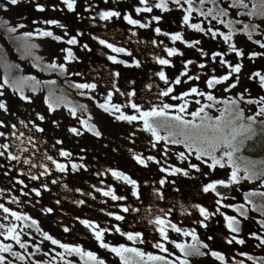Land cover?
<instances>
[{
  "label": "flooded vegetation",
  "instance_id": "1",
  "mask_svg": "<svg viewBox=\"0 0 264 264\" xmlns=\"http://www.w3.org/2000/svg\"><path fill=\"white\" fill-rule=\"evenodd\" d=\"M159 2L160 0H148V5L153 6L152 11L142 12L139 15L135 12L136 7H143L139 4V0H108L107 3H105V0H76L75 10L72 12L67 10L61 0H19L17 5H8L7 11L0 8V62L5 66L9 63H12V65L16 63V67L22 70L21 72H12L11 77L0 73V85L3 86L0 87V91L4 93L3 96H0V99L4 100L8 107L7 113L0 110V121L4 122L5 128L10 133L6 134L7 138L0 137V139L12 141L13 136L11 133L13 131H16L18 135L19 129L22 132L31 129V133L43 141L56 142L61 140L66 145L68 152L74 154L76 158L80 157L79 161L81 163H77V165H83V167L73 171L71 167L73 156L71 155V157H64L62 163L66 165V171L60 173L84 176L88 182L77 184L79 188L82 186L92 188L100 185L99 175L104 173L102 191L112 189L116 195L126 197L125 200L113 201L111 197L102 194L103 197L100 201L102 219L99 227L108 229L104 238L105 242L109 244L124 243L132 246L126 238L115 233L113 227L117 225L126 231L125 226L128 221L126 219L116 221L114 216L107 215V213L120 215L119 207L131 206L139 209L137 213H148V215H144L143 218L137 220L144 228L140 232L144 234L147 241L155 242L159 239V234L155 232L153 225L149 226L151 230L145 229L149 224L148 218L154 219L156 215H164L172 223H182V229L185 228L184 230L189 232L194 230L198 241L193 240L191 235L182 236L171 232L169 229L170 238L178 243L196 245L197 247L200 244L208 245L206 249L200 248V251L205 253L204 255L188 256L186 259L189 264H222L221 261L211 256V251L220 252L224 256L223 264H240L241 261L243 264H253V261L247 259L246 255H241V253H246L254 258L264 257V246L257 247L259 240L251 236L252 233H256L264 237V227H261L259 223V221H264V215L251 213L252 204L245 203L244 200V193L252 190L244 184L227 187L218 185L215 192L204 193L202 191L204 184L218 179L227 181L231 169L227 167L220 169L217 166L215 171H210L206 165L195 160L194 155H189L182 145H174L165 141L155 142L151 133L143 130L142 121L137 120L132 123L118 121L114 115H109L97 106L104 103L109 91L113 93L111 103L124 105L128 102L126 96H121L112 87L115 84L120 92L126 93L134 90L136 92V96L132 98L134 102L147 109V101L151 99L154 103H158L157 94L166 87L156 73L163 70L169 80L172 81L182 71H185L183 64L188 60L193 61L192 64L188 65V74L194 77L198 76L200 79L190 80L181 85H171L177 95L188 90L190 86H196L201 91H212L218 98H236L241 93L244 94L245 99L249 97L259 98L264 95V88L260 87L259 78H249L254 72L264 74V55L250 58L251 54H244L237 57L236 53L229 49V43L236 45V42H240V48L241 45H248L247 37L242 34L243 32L237 35L236 29L232 26L234 35L229 43H225L219 37L212 39L210 33L197 32L183 24L172 23L173 3L171 0H165L168 10L164 11L154 7ZM6 3L7 0H0V4ZM37 4L43 6L45 10L43 12L37 11ZM101 10L119 11L121 17H113L111 20L102 21L98 16ZM125 13L131 15L133 19L148 25V27L141 28L129 25L123 19ZM153 16L160 17V20L158 22L153 20ZM47 20H56L62 27L43 23ZM205 22L203 20L198 24L204 29L213 27L225 33L228 32V29L221 24H205ZM190 23H197V20L193 17L190 19ZM20 24H24L25 27L20 28ZM12 27H16V32L8 31ZM157 27L161 29L162 33H168L169 35H157L155 32ZM37 28L52 31L54 35L61 36L62 41L57 42L50 37H39L35 33ZM179 31H181L184 41L199 40L200 44L189 48L179 40L172 41L171 34ZM25 32H33V36L24 38L23 34ZM65 32H67V35H65ZM78 32L82 35L77 36ZM133 32L135 35L132 34ZM72 36L77 37L78 44L68 45L64 43ZM92 36L104 39L117 47H123L131 55L114 53L100 45L98 40H93ZM25 39H27L29 45H35L30 52L24 50ZM153 40L157 43L153 44ZM259 41L264 42V36ZM84 44H87L89 48L84 49L82 47ZM165 46L175 47L183 55L168 57L164 51ZM63 48H71L76 59L66 62L64 60L66 53L61 51ZM197 49H201V51H197ZM253 50L255 53H264V49L260 48L259 45L255 46ZM214 52H220L221 56L213 57L212 53ZM109 55L116 56L118 60H123L126 63L114 64L107 59ZM154 57L169 59L171 65L161 66L156 63ZM221 59L226 63L221 64ZM53 60L57 64H65L67 72L61 73L59 68H47V65ZM134 61H139L140 66L136 67ZM21 64H24V66ZM200 64H204L205 68H200ZM236 64L241 65L239 73H232L229 81L217 85L215 89H207L205 84L207 79L212 76L228 75L231 71L230 66ZM74 73H80L81 75H74ZM113 73H119V76H114ZM14 76H17L16 80H13ZM18 76L35 77L34 80L29 81L32 84L30 87H22L23 94L30 97V103L21 100L19 96L14 94L12 84L14 81H19L20 77ZM237 76L239 77L237 87L229 92H224L223 89L228 83H236ZM6 78L8 79L7 84H5ZM181 79L186 80V77H181ZM77 83H95L97 88L94 91L80 90L74 87ZM245 89H248V91L245 92ZM32 97L36 99L34 100ZM45 98L53 103L54 111L49 112ZM167 102L175 103L173 101ZM240 107L245 110L246 114H251L256 108L255 105L246 103H241ZM72 108L76 110L75 116L69 111ZM122 111L129 115L135 114L131 108H122ZM37 113L43 115L45 119L43 121L37 119ZM214 114L218 115V113ZM14 119L13 124L16 125V129L11 126ZM21 120L28 127L21 125ZM53 121H56V123L54 124ZM81 121L86 123L82 124ZM33 123L42 127L44 131H35L32 127ZM87 126H94L95 130L99 131L101 135H93ZM73 127L77 128L82 134L74 135L71 133L69 128ZM256 127L259 130L260 126L257 125ZM94 142L117 143L121 154L119 151L116 152L117 149L114 151V148L110 145H103L105 149L111 150L105 152L107 156L103 159V167L97 166L96 163H90L87 158L93 157L91 151ZM154 143L156 144L155 147H153ZM83 147L84 151L82 150ZM147 147L151 148L148 156L154 157L152 161H147V155L141 154ZM180 151H185V154L189 155V159L186 161L178 159L177 154ZM113 152H116L115 156H112ZM236 155L250 160L253 158L264 159V133L246 141L245 146ZM134 156L145 159L146 163L149 164V171L144 169L146 167L138 164L133 159ZM189 163L198 164L202 172H196L194 169L189 168ZM174 167L185 169L189 174L187 176L182 173L169 175ZM161 168H165L167 171L161 172ZM109 169L122 171L135 179L141 199L137 200L133 197L131 186L113 178L111 172L108 171ZM203 173H208V175L205 176ZM161 179L166 181L163 186L159 183ZM154 190H158L163 195V199L154 196ZM254 198L255 196H252L249 199L253 201ZM217 199L221 201L220 205L215 203ZM195 204L205 207L214 215L205 220L204 217L200 216L199 210L193 207ZM239 204H244L245 209H247V219L240 215L238 211H234L232 207H224V205L234 206ZM217 207L225 215L235 216L241 222L239 232H232L227 228V222L223 216L216 213ZM160 209H164V213H161ZM169 209H171L170 212ZM197 221H203L207 227L201 226ZM75 235L85 239L84 246H82L85 250L96 252L99 257L105 259L106 264H120L118 257L96 245L97 242L91 230L81 231ZM209 236L212 237L211 240L208 239ZM234 236L237 239H243L245 243L237 244L233 241L229 244L227 241ZM136 246L146 252L160 254L157 249L151 247V243L137 244ZM166 246L176 256H180L182 259L185 258L171 244H166ZM58 251L63 250L58 248ZM70 259L76 260L79 264L78 257L73 256ZM55 261L57 262L54 264H61L58 257L55 258Z\"/></svg>",
  "mask_w": 264,
  "mask_h": 264
},
{
  "label": "snow or ice",
  "instance_id": "2",
  "mask_svg": "<svg viewBox=\"0 0 264 264\" xmlns=\"http://www.w3.org/2000/svg\"><path fill=\"white\" fill-rule=\"evenodd\" d=\"M108 0H105L107 3ZM171 2L177 5L178 8L184 10L185 14L183 15L182 22L188 28L193 29L197 32H207L211 34L212 39L222 38L225 43H229L234 35V29L232 27L233 23H239V21H232L221 19V17H227L229 15V9H244L243 12H238V15H246L250 19L253 17H258L264 19V0H230V3L227 4V7H222L221 3L222 0H199V4L201 6L205 5L208 2H211L213 7L208 8L207 12H203L200 8L196 7L193 3V0H171ZM19 0H7L6 4H0V8H3L7 11L8 5H17ZM61 3L66 6L69 12L75 10L76 0H61ZM139 4L143 5V7H136L135 12L139 15L142 12H151L153 6L148 5V0H139ZM188 5L187 8H184V5ZM154 7L162 9L164 11L168 10L167 3L165 0H160L159 3H156ZM37 11L43 12L45 9L43 6L37 4L36 5ZM88 10L87 8L85 9ZM193 12H197L199 15L202 16H211L212 20H215L217 23L222 24L225 28L228 29V32L225 33L220 31L218 28L208 27L204 29L198 23H190V17ZM99 19L102 21L111 20L113 17L120 18L121 12L116 10H101L98 13ZM124 21H126L129 25L139 26L141 28L148 27V25L141 23L137 19H133L131 15L125 13L123 15ZM153 20L157 22L160 20V17L153 16ZM35 23V21H34ZM43 23L49 25H57L58 27H62L59 25L58 21L56 20H47ZM20 28H24V24L19 25ZM259 28L257 24H245L244 29L248 38L251 40V32L255 29ZM16 27L9 28L8 31L16 32ZM155 32L157 35H169L168 33H162L159 27L155 28ZM35 33L39 37H50L52 40L60 42L62 41V37L59 35H54L52 31L48 30H41L37 28ZM135 35V33H132ZM67 35V32H65ZM78 35H82V33H77ZM24 38H30L33 36V32H25L23 34ZM93 40H98L100 45H103L105 48L110 49L114 53H124L126 55H131L123 47H117L113 43H109L104 39H99L96 36H92ZM172 41H181L186 44L187 47L192 48L195 45L200 44L199 40H195L192 42L184 41L182 34L177 32L171 34ZM257 43L260 48L264 49V42L259 40L253 41ZM64 43L68 45H76L78 44V40L76 36H72ZM153 44L157 42L155 40L152 41ZM35 47V45H29L27 43V39H25L24 50L26 52H30L31 48ZM84 49H88L89 46L84 44L82 46ZM229 49L236 53L237 57L242 56L244 53L242 50H238L235 44L229 43ZM90 50V49H89ZM63 53H66L64 56V60L66 62H70L75 60L76 57L71 50V48H63L61 49ZM164 51L167 53L168 57L176 56V55H183V53L179 52L175 47H167L165 46ZM197 51H201V49H197ZM213 57L221 56L220 52L212 53ZM257 55H264V53H251L250 58L255 57ZM112 63L116 64H125L126 62L123 60H118L116 56L109 55L107 57ZM156 63L161 66H170L171 61L166 58L154 57ZM135 66L139 67V61H134ZM193 61L188 60L184 62L183 66L185 71H182L176 78L172 81L166 76L165 71L161 70L156 75L159 77L161 81L164 82L166 85L165 88L161 89L157 94L158 103H154L151 99L147 101L148 107L145 109L141 104L134 102L132 98L136 96V92L129 91V92H120V89L116 87L115 84L112 87L115 89L116 92H119L121 96H126L128 98V102L124 105L120 104H113L112 96L113 93L111 91L108 92L107 96L105 97L104 103H100L97 106L102 109L104 112L108 113L109 115H114L115 119L118 121H127L128 123H132L133 121H142L143 123V130L146 132L151 133L155 142L165 141L174 145H182L184 149L187 151L189 155H194L195 160L200 161L202 164L206 165V167L210 171H215L217 166L220 169L229 168L231 169L227 181L224 179L213 180L209 183L204 184L202 191L204 193H209L210 191L215 192L218 185L221 186H230V185H239L241 181H258L259 188L264 189V159L261 160H250L246 157L239 156L237 157V153L241 151V149L245 146L246 141L252 140L257 135L264 133V95L260 96L259 98H251L245 99L244 94H239L236 98L227 97V98H218L212 91H201L196 86H190L188 90L181 92L179 95L175 94V89L171 85H181L182 83H187L190 80H198L200 77L198 76H191L187 72V68L189 64H192ZM221 64H225L226 61L223 59L220 60ZM200 68H205L204 64L199 65ZM231 71L228 75H223L220 77L212 76L211 78L205 81L207 89H215L217 85H221L226 81L230 80V76L232 73H239L241 70V65L236 64L235 66H230ZM49 69H57L59 68L61 73H66L67 68L65 64H57L55 60L47 65ZM74 75H81L80 73H74ZM114 76H119V73H113ZM181 77H186V80H182ZM258 77L260 87L264 88V74L260 72H254L250 79ZM35 77H20L19 81H14L17 86L14 89L15 91L20 92V99L30 103L31 99L28 96L23 94L22 88L20 85L26 83L28 81L34 80ZM239 82V77L236 78V83H228L226 87H224V92H229L231 89L237 87V83ZM8 83V79H5V84ZM54 83V82H53ZM0 87H3L0 85ZM75 88L84 90H92L94 91L97 88L95 83H77L74 85ZM248 89H245L247 92ZM3 91H0V96H3ZM91 98V97H90ZM166 98V99H165ZM191 98V99H189ZM167 101H173L175 103H170ZM45 103L48 106L49 112L54 111L53 103L45 98ZM241 103H246L248 105H255L256 108L252 111L251 114H246L245 110L240 107ZM193 106H195L193 108ZM122 108H131L134 110L135 114L129 115L126 114L125 111H122ZM0 110H3L5 113L8 112L7 104L4 100L0 99ZM70 113L75 116L76 110L74 108L69 109ZM118 113V114H117ZM214 113H218L214 114ZM37 119L43 121L45 117L37 113ZM31 123V121H30ZM55 124L56 121H53ZM82 124L86 122L81 121ZM20 124L24 127H28L27 124L23 120L20 121ZM257 125L260 126L259 130L257 129ZM6 127L3 121H0V128ZM32 127L37 132H43L44 129L39 127L36 124H32ZM88 130L92 131L93 135L100 136V132L95 130L94 126H87ZM13 129H16V125H12ZM69 131L74 135H81L82 133L77 128H69ZM161 131L164 132V135H161ZM12 136L15 137L18 144H15L14 147L16 148L17 153H26L28 152V148L23 147L24 140L21 137L24 136L23 132H19L17 135L16 131L11 133ZM0 137H6V134L0 131ZM28 142L32 143V137L29 136ZM61 140H57L56 144H61ZM156 144H153L155 147ZM9 143H0V157H5L10 161H17L21 162V155L14 154L10 151ZM45 158L51 162L52 165L55 166L56 171L58 172H65L66 165L63 163L57 162L52 156L44 154ZM59 155L61 157H71L72 153L60 150ZM178 159L181 161H186L189 159V155L185 154V151H180L178 154ZM133 159L136 162L144 167H147V163L145 159H142L139 156H134ZM154 160V157L148 156L147 161ZM210 161V162H209ZM22 163L24 165H29L30 168H42L43 171L39 173V176H45L49 173V168L44 165L43 163L37 165L30 159H23ZM3 167V165H0ZM72 170L76 171L78 168H82L83 165H77L73 163L71 165ZM188 167L194 169L196 172H202L201 167L195 163H189ZM108 171L111 172V176L118 181H122L124 184L131 186V195L135 197L137 200L141 199V194L139 192L138 184L135 179H132L129 175L125 174L122 171L109 169ZM161 172L167 171L165 168L160 169ZM178 173H182L183 175L187 176L189 173L187 170L182 169L180 167H174L169 172V175H176ZM242 173V175H241ZM8 173L5 172V175ZM29 175L31 180H37L39 176L35 174L25 173ZM203 175L207 176L208 173H203ZM52 183H57L56 180H52ZM160 185L163 186L166 181L161 179L159 181ZM16 184H24L22 180L17 179ZM24 187H28L24 184ZM44 189H47V185H44ZM32 191L35 192L36 196L39 197L41 195V191L38 189L33 188ZM100 191V189H97ZM24 195H28L27 192L23 193ZM104 196L111 197L113 201L117 200H125L126 197L122 195H116L112 189L103 192ZM153 195L156 196L158 199H163V195L158 191L154 190ZM219 195V193H217ZM252 196H260L264 197V191H257L252 190L244 193V200L245 203L253 204V211H260L261 215H264V205H255L252 200L249 198ZM13 202H16V198L13 197ZM59 203V201H57ZM217 205H220L221 201L217 199L215 201ZM78 204H84L83 200L78 201ZM194 208L199 210L200 216L204 217L207 220L210 216L214 215V213L209 212L205 207L195 204L193 205ZM224 207H232L234 211H238L240 215L244 216L247 219V209H245L244 204L239 205H224ZM0 210L6 214L4 219H7L9 216L12 220L15 221H22L27 222L31 221L30 226H35V230L39 232L44 241H49L51 245L57 246L59 249L63 251L55 252V258H59L61 264H77L76 260L70 259V257H78L79 264H106L105 259L98 256V254L91 250H85L79 244H70V243H63L59 239L54 238L46 231H41L38 226V222L35 219H32L30 216L26 214H21L16 211H12L10 208L5 207L3 203H0ZM46 212H52L51 208L44 209ZM124 213L129 212H138L139 209L133 208L131 206L123 207L121 209ZM169 212L171 209L168 210ZM161 213H164V209H160ZM216 213L223 216L224 220L227 222V228L232 232H239V225L240 221L236 219L235 216L225 215V213L221 212L220 208H216ZM107 215L114 216L116 221H123L125 217L119 214L107 213ZM166 215V214H165ZM80 223L84 225L85 228H88L92 231V235L95 241L98 243L99 248L105 249L108 252L114 254L116 257L119 258L120 264H189L188 260L186 259L190 255H204L205 253L200 251V248H208L207 244H200L199 247L196 245H189L184 243H178L176 240L170 238L169 229L171 232L178 233L182 236H189L191 235L193 240L198 241V237L195 231H187L178 227L176 223H172L170 220H167L164 215H156L154 219L148 218V223L154 226L155 232L159 234V239L155 240V242L147 241L144 238V234L140 231H124L120 226L114 225L115 233H118L121 237L126 238L127 241L131 242L132 246H128L124 243H120L118 245H112L105 242V233L108 229H101L99 225L89 221L82 219ZM200 223L201 226L207 227L203 223V221H197ZM261 227H264V221H259ZM0 229L4 231L0 232V236H3L5 240H13L16 244L19 245L21 249H26L28 244L21 239L22 236V229L17 231V225L15 223L9 222L6 226L3 223H0ZM65 233L69 232L70 229L65 227L63 229ZM251 236L257 240H259V245L264 246V237L257 235L256 233H252ZM209 240L212 239L211 236L208 237ZM237 244H244L245 241L243 239H237L235 236L228 240L229 244L233 243ZM151 243V247L153 249H157L158 253L155 254L153 252H146L141 248L137 247V244H146ZM166 244H171L174 249L178 250L179 253L182 254L183 257L176 256L173 251H171ZM36 250H39V245H36ZM0 253H9L10 255L23 260L24 257L21 256L20 253L14 252L12 250V244H5L0 243ZM48 252H45L44 255H48ZM211 256L216 258L217 260L221 261L223 264L224 256L217 251H211ZM241 255H246L247 259L252 260L253 264H264V257H252L247 255L246 253H241ZM0 264H12V261H6V257L0 255ZM39 264V262H36ZM240 264H243L241 261Z\"/></svg>",
  "mask_w": 264,
  "mask_h": 264
},
{
  "label": "trees",
  "instance_id": "3",
  "mask_svg": "<svg viewBox=\"0 0 264 264\" xmlns=\"http://www.w3.org/2000/svg\"><path fill=\"white\" fill-rule=\"evenodd\" d=\"M193 3L196 7L200 8L201 11L204 12V10L207 12L208 8L213 7L211 2L206 3L205 5L201 6L199 4V0H193ZM230 3V0H222L221 6L227 7V4ZM204 6L206 8H204ZM188 5H184V8H187ZM244 9H229V15L227 17H221V19L232 20V21H239V23H233V27L236 29L237 35L239 33H242L247 37V46H242L240 48V42H236L237 49L242 50L244 54H251L254 52V47L257 46V43H254L253 41L259 40L263 38L264 36V19L253 17L249 18L246 15H238V12H243ZM185 14L184 10L181 8H178L177 5L173 4V11H172V23L177 24H183L182 18ZM197 20V23L205 20L206 23H217L215 20H212L211 16H202L199 15L197 12H193L191 14V18ZM219 24V23H217ZM245 24H257L259 25V28L255 29L251 32L252 39L250 40L248 38V35L246 34V31L244 29ZM184 25V24H183ZM222 25V24H221ZM186 26V25H185ZM177 33V32H174ZM181 33V31H179ZM243 54V55H244ZM13 65H16V63H13ZM24 66V64H21ZM20 77V76H18ZM17 76H14V80H16ZM19 134V132H18ZM32 137V143L28 142V137ZM28 137L25 135L21 137L22 140H24L23 147L28 148V152L26 153H17L16 148L14 147L15 144L18 143H12V147H10V151H12L14 154H20L21 155V162L17 161H10L6 159L5 157H0V165H3V167H0V203H3L5 207L10 208L12 211H16L21 214H26L30 216L32 219L37 220L38 226L41 229V231H46L50 235H52L54 238L59 239L63 243H70V244H79L81 246H84L83 243L85 239L80 238L79 236H76L78 232L81 231H90V229L85 228L84 225L80 223V220L85 219L89 220L97 225H100V222H97L94 220L92 215L86 214L84 212L85 205H89L92 208H97L101 211L100 201L96 205L91 204H78V202L72 203V204H65L60 205L61 201L59 203H55V207L51 205H44L41 204L39 201V197L36 196L35 192L32 191L33 188L38 189L43 193L45 191L44 185H47V189L49 188L50 183L47 181L40 182L38 180H30L26 181V185L28 187H24L23 185L16 184V180H21L20 174L28 173L29 171H32V168H27L23 163L22 160L27 158L29 159V155H37L38 159L37 161H42L48 168H49V174L53 175L55 180H58V182H63V180L66 179V185L68 187H73V185H77L80 183H86L85 177L82 175H66L61 174L60 172L56 171L55 166L51 164L50 161H48L45 158V153L47 155L55 157L56 152V146H59L61 144H56V142H49V141H43L39 139L37 136H35L33 133H31V130L28 131ZM10 144V143H9ZM49 149H52L55 152H49ZM60 150H57L59 153ZM67 151V150H65ZM115 151V149H114ZM106 149L102 146L101 149H98L97 155L98 158H102V163L100 161H97V166L103 167V159L106 157L105 155ZM112 154H115L113 152ZM115 156V155H112ZM57 162L62 163L64 161V157H61L59 155V158L56 159ZM73 164V163H72ZM77 164V162H75ZM5 172L8 174L5 175ZM37 174L38 171H32ZM48 175V174H47ZM13 180V181H12ZM36 183V184H35ZM33 184V188L31 189L29 186ZM16 188V189H14ZM75 189H84L89 194L91 187H85V188H79L75 187ZM27 192L28 195H24L23 193ZM103 194V191L101 192ZM13 197L16 198V202H13ZM51 208L52 212H46L44 209ZM84 212V213H83ZM55 215L58 217L55 219ZM6 216L5 213L0 210V223L5 224L6 226L11 223H15L17 225V231H20L22 229V236L21 239L25 241L28 244V247L26 249H21L18 244L15 243L13 240H5L3 236H0V243L5 244H12V250L14 252H18L21 254V256L24 257L23 260H20L9 253H0V255H3L6 257V261H12V264H36V262H39V264H54L55 259L53 257L55 256V252H57L58 247L51 245L49 241H44L42 235L35 230V226H30L31 221L22 222V221H15L12 220V218L9 216L7 219H4ZM101 219H102V211H101ZM67 227L70 229L69 232L65 233L63 229ZM4 231L3 229H0V232ZM36 245H39V250H36ZM45 252H48L49 254L46 256L44 255Z\"/></svg>",
  "mask_w": 264,
  "mask_h": 264
},
{
  "label": "rangeland",
  "instance_id": "4",
  "mask_svg": "<svg viewBox=\"0 0 264 264\" xmlns=\"http://www.w3.org/2000/svg\"><path fill=\"white\" fill-rule=\"evenodd\" d=\"M204 8H206V7L204 6ZM204 12H206V11L204 10ZM15 71L21 72L22 70H20L18 67H16V65H12V63H9L8 65L5 66V64L0 62V73H2L3 75L6 76V74H7L9 77H11L12 72H15ZM31 85L32 84H30V82L28 81V82L23 83L22 85H20V87L21 88L22 87H30ZM16 86L17 85L15 83H13L12 84V89L14 91V94H16L17 96L20 97V92L14 90L16 88ZM22 91L24 93L23 88H22ZM32 98L34 100L36 99L34 97H32ZM32 102H35V101H32ZM14 122H15V119L12 120L11 126L13 125ZM0 130L2 132H4L5 134H10L8 129L5 128V127L1 128ZM30 130L31 129H29L28 131H30ZM18 131L22 132L21 129H19ZM28 131L27 132H23L26 135V137H28ZM161 135H164L163 131H161ZM13 137H12V139H13L12 141H4V139L1 138L0 139V143H10V145L12 143H14V144L18 143V141L15 139V137L14 138ZM104 143L105 142H102V143L101 142H94L92 144L91 154H92L93 157H88L87 158L88 162L95 164L97 161H100L102 163V158H101L102 155H100V158H98L97 151H98V149H101L103 145L104 146L110 145L112 148L117 149L116 152L119 151L120 154H121V150H119L117 143H114V142H110V144H104ZM150 149H151L150 147L145 148L144 152L141 153V154L142 155H147V157H148V153H149ZM57 150H68V149L66 148V145L64 143H61V145L56 146V152L53 151L52 149H49V152H55L56 155H55L54 159L55 158L56 159L59 158V153L57 152ZM82 150L84 151V147L82 148ZM108 151H111V150L110 149H106V153ZM113 155H116V154H113ZM72 156H73V158H72L71 163H75V162L81 163L79 161L80 157L76 158V156L74 157V154ZM106 156H107V154H106ZM37 157H38L37 155H33V154L29 155V159L32 160L37 165L43 163L42 161H37V159H38ZM252 160L256 161V160H261V159L253 158ZM25 166L27 168H30L29 165H25ZM148 166H149V164L147 163V167L144 168V169L149 171ZM32 171H38V176H39V173L42 172L43 169L37 167V168H32ZM32 171H29L28 173L37 175L36 173H34ZM20 176H21L20 178L24 182V184L26 183V181H30L31 180L29 178V175H26V174H22L21 175L20 174ZM99 178H100V185H98L96 187H92V189L90 190V192L88 194L86 192V190H84V189H75V187H77V185H73L74 188L68 187L66 185V179L63 180V182H61V181L58 182V180H56L57 183L53 184L52 180H55L53 175H50L48 173V175L39 176V178L37 179L38 181H40V182L47 181L48 183H50L48 190H45L43 193H41L39 201H40L41 204L51 205V206H54V207H55L54 204L58 200L61 201L60 205H65V204L68 205V204H72V203L78 202L80 200H83L84 203H87V204L96 205L98 203V201H100L102 199V197H103L101 192H102V187H103V183H104V173H101L99 175ZM240 184H244L246 187L250 188L251 190L264 191V189L259 188V182L258 181H252V182L241 181ZM20 185H23V184H20ZM29 187L32 189L33 188V184L30 185ZM82 188H85V186H82ZM14 189H16V188H14ZM97 189H100V191H97ZM263 200H264V197L255 196V198L253 199V203L255 205H257V206L264 205ZM123 207H128V206L119 207L120 208L119 209L120 215H123L125 217V219L128 221L126 223V226H125L126 231H141L142 229H144L142 227V225L137 222V220L140 219V218H143L144 215H148V213H145V212H143V213H137V212L124 213V212L121 211V209ZM252 208H253V204H252L251 210H250L251 213H257V214L260 213V211H253ZM84 212L86 214L92 215V217L94 218L95 221L100 222V220H101V211L99 209L92 208L89 205H85ZM115 214H117V213H115ZM57 218L58 217L55 215V219H57ZM176 224H177L178 227L182 226V223H180V222H177ZM149 226H150V224H147L145 229L151 230V227H149ZM96 245L98 246V243Z\"/></svg>",
  "mask_w": 264,
  "mask_h": 264
}]
</instances>
